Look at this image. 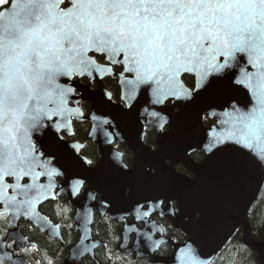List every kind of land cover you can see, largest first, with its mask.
<instances>
[{"label": "snow or ice", "instance_id": "1", "mask_svg": "<svg viewBox=\"0 0 264 264\" xmlns=\"http://www.w3.org/2000/svg\"><path fill=\"white\" fill-rule=\"evenodd\" d=\"M4 4L10 6L0 10V200L13 218L42 223L36 205L56 187L55 177L74 190L83 186L82 179L72 183L78 173L62 164L66 158L82 167L73 155L76 146L64 136L71 116L80 115L79 108L67 107L76 92L70 82L95 81L112 65L123 66L122 76L131 75L124 79L125 107H134L130 101L141 89L150 93L160 108L151 116L161 130L171 127L164 113L172 109L197 120L201 114L216 119L202 163L225 164L226 186L264 182V0H0ZM237 95L250 98V106L242 107ZM111 99L106 92L97 96L102 106ZM83 163L90 171L99 167L92 160ZM122 167L126 174L127 165ZM41 176L46 185L37 183ZM25 178L31 183H21ZM188 195L161 190L147 204L174 215L184 211ZM205 224L211 227L203 217L194 222L197 228ZM8 244L29 246L16 233L0 238V249ZM11 259L4 252L0 264ZM178 261L201 264L197 250L187 245Z\"/></svg>", "mask_w": 264, "mask_h": 264}, {"label": "water", "instance_id": "2", "mask_svg": "<svg viewBox=\"0 0 264 264\" xmlns=\"http://www.w3.org/2000/svg\"><path fill=\"white\" fill-rule=\"evenodd\" d=\"M9 6L7 4L4 8ZM90 55L99 56L94 53H90ZM105 66L107 67L108 65ZM106 78H118L122 95L125 87L124 79L127 77L124 75H113L112 66L111 72L103 74L102 78L100 74H97L95 81H91L89 78H75L78 81L74 79L70 82L76 88V92L68 97L67 107L72 104L73 109L79 108L80 102H86L92 106V110L91 114L86 118L77 117L76 114H73L67 131L72 128L73 121L88 122L91 126L88 139L96 144L100 157V161L97 163L99 167L95 171L89 170L90 166L83 163L84 159L82 157V159L77 157L82 167H76L70 160L62 158L64 169H67L70 173H78V175L72 177V181L74 177L82 179L84 184L89 185L87 194L94 191L92 201L88 203L90 208L87 211V219L84 226L88 225V223L90 224L93 210L95 209L102 211L101 208H104L107 212L112 213L121 205L125 214H130L140 209L141 214L137 212L135 215L138 219L141 218L144 229L141 232L139 244L130 250L140 252L141 257H151L154 263L159 264H181L178 261V257L183 255L186 245L197 250L201 264H211L235 233L241 230L244 246L256 252L260 258V264H264V241L261 243L254 241L248 221L252 209L264 191V182L251 181L242 186H226L223 181L225 164L215 161L207 164H195L190 159V155L197 151L205 155L204 148L209 130L213 127H218L217 123L210 129H205L202 125L203 114L197 120L191 112H186L181 116L179 109H172L171 114L164 113L169 114L171 129L168 134L159 138V149L157 152H153L144 146L142 127L137 118L142 117L144 113L149 125L159 126V121L151 116L152 112L150 111V109L159 111V106L151 103L150 93L143 89L130 101L134 105L131 109H123L113 104L112 101H109V106L100 105L97 102L98 94L102 92L109 93L103 84ZM81 79H86L90 84H95L97 89L91 91L90 86H82L80 84ZM60 82L67 83L68 81L67 78H61ZM75 93H78L79 96L75 97ZM236 99L242 107H248L251 104L250 98L246 99L244 96L237 95ZM175 110H178V113ZM207 118L216 122V119L211 114ZM103 120H107L109 123L99 124ZM39 139L42 140L43 137H39ZM125 139L126 141L128 140L129 149L134 154V167L132 169L127 168L126 174L122 167L121 157L111 149L113 143ZM75 146L76 156H78L81 147L79 145ZM166 162L170 164L167 165ZM180 164L193 175V179L182 176L175 171V167ZM166 170H170L171 175ZM152 171L154 173H151ZM146 173L148 176L145 175ZM171 176L182 177L186 183H176L171 179ZM149 177H154L155 179H149ZM28 179L30 181V178ZM125 184L128 186L123 187ZM65 188L70 189L72 186L70 183H64L61 189ZM121 188H123V195L119 194ZM161 190L187 191L189 193L186 198L184 211H180V216L173 215L167 210L162 212L159 206L155 208L148 206L147 199ZM9 191L12 190L9 189L6 194L11 196L12 192L9 193ZM127 191L129 193L126 198L125 194ZM97 195H102L98 204L94 202V197ZM20 198L17 196V199ZM0 204L5 205L3 200H0ZM37 206L38 204L36 208ZM144 207H148L149 215L158 213L162 218L170 220L177 228H182V231L189 238L186 244L176 246L173 255L168 259H158L153 255L154 251L165 240H152L154 224L148 222L149 215H143L142 209ZM8 210H0V213L11 214L12 211ZM82 214V209L78 208V221L81 220ZM202 217L206 221H211V227L207 226V224L199 228L194 226V222L201 220ZM184 218L188 219L185 225L182 224ZM36 226L44 231L47 230L45 219L42 223L36 221ZM85 233L89 235L88 231H85ZM125 246H127V243H125ZM3 254L4 252H0V256H3ZM4 264H9V262L5 261ZM10 264L25 263L11 260Z\"/></svg>", "mask_w": 264, "mask_h": 264}, {"label": "flooded vegetation", "instance_id": "3", "mask_svg": "<svg viewBox=\"0 0 264 264\" xmlns=\"http://www.w3.org/2000/svg\"><path fill=\"white\" fill-rule=\"evenodd\" d=\"M94 57L99 63L107 65L103 57ZM112 73L115 76L121 75L123 66L112 65ZM124 76L131 77L130 74H124ZM75 81L78 80L75 79ZM118 81V78H106L103 84L112 96V103L127 109L121 100V89ZM80 84L90 86L91 91L97 89L95 84H90L86 79H81ZM74 96H79V94L75 93ZM68 107L72 108V104H69ZM91 110L92 106L89 103L80 102V115L76 116L86 118L91 114ZM150 111L153 112L156 109H150ZM175 112L178 113V110H175ZM144 115L143 113L142 117L137 116L142 127L144 146L153 152H157L159 138L168 134L171 127L165 126L161 130L160 126L149 125L148 119ZM164 115L169 116V114ZM202 125L205 129H210L216 125V122L204 116ZM90 130L91 126L88 122L73 121L70 131L64 133L65 141L70 145L81 147L78 158H83L85 161L92 160L94 164H97L100 157L96 144L88 139ZM111 149L121 157L122 163L126 164L128 169L133 168L134 154L129 149L128 140L113 143ZM72 151L73 155L76 156V148ZM190 159L195 164H201L205 159V155L197 151L190 155ZM166 164L169 165L170 163L166 162ZM175 171L182 176L193 179V175L182 164L176 166ZM75 179L76 177L73 178L72 183ZM54 181L56 187L47 191V199H42V202L38 203L36 208L38 214L45 218L47 230L44 231L36 226V221L31 220V218L21 217L18 219L13 218L12 213L2 214L0 215V238L7 239L10 233H16L26 238L29 246L17 248L14 244H8L7 247L0 249V252H7L12 261L18 263L23 261L25 264H159L154 263L151 257H141L140 252L130 250L134 246L137 247L141 240V232L144 229L141 218L138 219L135 215L137 212L141 214L140 209L130 214H125L121 205L112 213L107 212L104 208H101L102 211L95 209L90 224L84 226L87 211L90 208L88 203L92 201L94 191L87 194L88 184H83L79 190L67 189L68 187L62 190L61 187L65 183L64 179L55 177ZM21 183H31V180L29 181L26 178ZM37 183L46 185L48 179L41 176ZM11 192L9 191V193ZM128 193L129 191L125 194L126 198ZM101 198L102 195L95 196L94 202L98 204ZM5 207L4 204H0V210L5 209ZM78 208L83 211L79 221L77 220ZM142 210L143 212L147 211L148 207H144ZM175 215L180 216V211L177 210ZM148 222L154 224L152 240H165L154 251L155 258H170L176 246L184 245L189 240L182 228H177L170 220L162 218L158 213L150 214ZM187 222V218L182 220L183 225ZM14 225H18V227ZM56 225L58 227H51ZM85 231H88L89 235ZM125 243H127V246H125ZM31 245H34V247H31Z\"/></svg>", "mask_w": 264, "mask_h": 264}, {"label": "trees", "instance_id": "4", "mask_svg": "<svg viewBox=\"0 0 264 264\" xmlns=\"http://www.w3.org/2000/svg\"><path fill=\"white\" fill-rule=\"evenodd\" d=\"M7 6V5H6ZM5 7V6H4ZM4 7L0 8L3 9ZM254 241H264V192L252 209L249 218ZM58 247V246H57ZM211 264H260L258 254L244 246L241 230L237 231Z\"/></svg>", "mask_w": 264, "mask_h": 264}, {"label": "rangeland", "instance_id": "5", "mask_svg": "<svg viewBox=\"0 0 264 264\" xmlns=\"http://www.w3.org/2000/svg\"><path fill=\"white\" fill-rule=\"evenodd\" d=\"M7 4H4V5H0V8H2V7H4V6H6Z\"/></svg>", "mask_w": 264, "mask_h": 264}]
</instances>
